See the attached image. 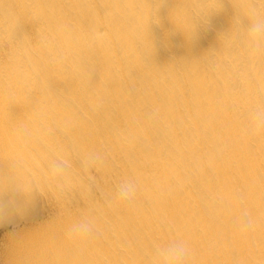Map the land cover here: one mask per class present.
Wrapping results in <instances>:
<instances>
[{
    "label": "clouds",
    "instance_id": "9594fccd",
    "mask_svg": "<svg viewBox=\"0 0 264 264\" xmlns=\"http://www.w3.org/2000/svg\"><path fill=\"white\" fill-rule=\"evenodd\" d=\"M37 197L0 264H264V0H0V227Z\"/></svg>",
    "mask_w": 264,
    "mask_h": 264
},
{
    "label": "bare ground",
    "instance_id": "6f19581e",
    "mask_svg": "<svg viewBox=\"0 0 264 264\" xmlns=\"http://www.w3.org/2000/svg\"><path fill=\"white\" fill-rule=\"evenodd\" d=\"M231 7H227L225 13L215 16L212 19L210 27L202 31L199 38L193 45L192 54H200L216 43V33L218 31L226 30L229 26L231 16ZM30 31V26L26 28ZM157 37H162V31L156 29ZM188 49L184 44L182 36H175L172 38L171 47H161L157 53L156 61L160 64L167 62L173 55L182 56L188 53ZM19 112V109H14ZM81 206L78 202H74L73 209ZM60 212L59 207L55 202L44 197H37L34 208L24 218H18L11 223H6L2 228L0 227V259L7 258V246L9 244L10 234L13 232H26L28 234L40 233L46 230L57 228L64 219V214Z\"/></svg>",
    "mask_w": 264,
    "mask_h": 264
},
{
    "label": "rangeland",
    "instance_id": "374dc122",
    "mask_svg": "<svg viewBox=\"0 0 264 264\" xmlns=\"http://www.w3.org/2000/svg\"><path fill=\"white\" fill-rule=\"evenodd\" d=\"M2 228V227H1ZM0 231H2V230H0Z\"/></svg>",
    "mask_w": 264,
    "mask_h": 264
}]
</instances>
